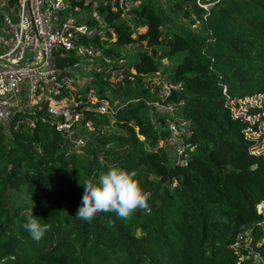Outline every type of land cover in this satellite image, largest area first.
Segmentation results:
<instances>
[{
  "label": "trees",
  "instance_id": "obj_1",
  "mask_svg": "<svg viewBox=\"0 0 264 264\" xmlns=\"http://www.w3.org/2000/svg\"><path fill=\"white\" fill-rule=\"evenodd\" d=\"M138 1L128 21L98 0L116 38L103 42L114 63L94 72L92 86L118 109L110 118L90 115L95 133L84 148L70 147L43 122V110L30 115L32 131L17 123L21 113L0 124V264H250L251 251L264 260V155L255 152L264 142V102L249 109L259 116L254 122L234 116L229 104L264 95V0H163L172 15L168 28L158 0ZM137 42L146 49L121 62L122 49ZM52 59L61 70L77 63L59 50ZM162 59L175 62L161 67ZM113 70L123 74L115 88L107 80ZM156 73L181 87L167 98L192 129L180 163L169 158L165 117L147 104L157 96L148 86ZM111 169L136 173L152 193L150 214L77 219L84 183L98 185ZM11 191L27 202L11 204ZM31 211L51 225L40 242L24 227Z\"/></svg>",
  "mask_w": 264,
  "mask_h": 264
},
{
  "label": "built area",
  "instance_id": "obj_2",
  "mask_svg": "<svg viewBox=\"0 0 264 264\" xmlns=\"http://www.w3.org/2000/svg\"><path fill=\"white\" fill-rule=\"evenodd\" d=\"M103 2L109 4L112 11L120 10L121 16L129 21L130 12L139 1ZM98 7V0H81V4L74 6L69 0H16L9 7L17 17L16 22H12L8 12L3 13L0 124L5 126L16 113H21L17 123L25 124L32 131L35 119L30 115L43 110L41 120L62 134L70 147L80 150L95 133L90 115L112 117L118 109V102L109 96L104 97L92 86L94 76H79L76 72L75 77L69 76L67 74L74 67L61 70L55 67L52 59L56 50L76 58H96L99 63L94 64V72H99L103 65L114 63V59L104 53L102 45L105 41L113 42L116 35ZM88 8L93 9L91 16L86 12ZM156 75L158 77L153 78L148 86L157 96L147 104L154 113L165 117L169 132L167 144L173 146L175 162L180 163L186 149H191L187 139L191 137L192 129L190 121L179 115L178 105L167 98L181 87L160 77L159 73ZM122 79L123 74L113 70L107 80ZM263 209L264 202H261L258 211Z\"/></svg>",
  "mask_w": 264,
  "mask_h": 264
},
{
  "label": "clouds",
  "instance_id": "obj_3",
  "mask_svg": "<svg viewBox=\"0 0 264 264\" xmlns=\"http://www.w3.org/2000/svg\"><path fill=\"white\" fill-rule=\"evenodd\" d=\"M135 172L111 169L99 177L98 185L86 181L83 185L82 206L76 218L91 223L101 212H115L122 219H130L137 211L150 214L149 201L152 193L141 188ZM24 225L36 242H40L50 231L49 223L41 224L32 211Z\"/></svg>",
  "mask_w": 264,
  "mask_h": 264
},
{
  "label": "rangeland",
  "instance_id": "obj_4",
  "mask_svg": "<svg viewBox=\"0 0 264 264\" xmlns=\"http://www.w3.org/2000/svg\"><path fill=\"white\" fill-rule=\"evenodd\" d=\"M7 1L8 0H0V14H3L5 12H8V14L10 15V18L12 20V22H16L17 17L14 13L13 10H10L7 7ZM160 8L162 10V12L164 14H167V16H165L164 21H165V28L170 27L172 24L171 20H172V15H169V9L168 6L166 4V2H164L163 0H158ZM201 4H203L202 6L209 8L210 4L209 3H203L201 2ZM93 9L92 8H88V10L86 11L87 14L89 16H91V11ZM3 18V17H2ZM177 23H180L182 25H186L188 24V21H183L182 19H178ZM198 25L197 23H195L194 25L189 24L190 29H193L194 26ZM143 30V28H138V31L141 32ZM3 32H4V25H3V19L0 20V39H2L1 36H3ZM136 35V34H135ZM134 35V36H135ZM115 40V39H114ZM146 49L144 44L141 42H137V43H133L131 45H127L122 49V57L120 60L121 62H125V64L129 63L130 61H134L137 56L139 51ZM4 48L0 47V52H3ZM158 54V53H157ZM77 63L76 66H74L72 72H69L67 75L69 76H73L74 73L76 72V74H78L79 76H94V71H93V67L94 64L97 65L99 63L98 59L96 58H79L77 57ZM175 62V60H171V59H162L161 61H159L160 66L161 67H167V66H171L173 63ZM103 63H100V65H102ZM75 77V76H73ZM152 77L151 74H148L145 76V79H148ZM155 78V77H153ZM152 78V79H153ZM119 81V80H117ZM117 81L116 80H111L112 82V87L115 88V86H117ZM78 86V84H77ZM264 102V95H254V96H249L244 98L243 100H238V99H232L229 101V104L231 106L232 112L234 114V116H246V119L251 120V122H254L255 120L258 119V115H248V111L250 108H254V107H261L262 103ZM258 133L259 134H264V119L258 124ZM255 138H257V135H255ZM67 143L69 144V142L67 141ZM159 144H161V141L159 142ZM169 145V144H168ZM170 147H166L168 152H169V158L173 161L176 160V155L173 151V146L169 145ZM255 152L257 153H262L264 155V142L260 145L259 148L255 149ZM10 203L11 204H18L21 205L23 203L27 202L26 196L23 193H18V192H10ZM247 259L250 261V264H264V260H261V257L259 255L256 254V252L251 251V254L246 256Z\"/></svg>",
  "mask_w": 264,
  "mask_h": 264
},
{
  "label": "water",
  "instance_id": "obj_5",
  "mask_svg": "<svg viewBox=\"0 0 264 264\" xmlns=\"http://www.w3.org/2000/svg\"><path fill=\"white\" fill-rule=\"evenodd\" d=\"M128 18H129V16H128ZM151 55H152V57L154 59H156V57H157V50L155 48H152L151 49ZM164 181H165V178H161V182L164 183Z\"/></svg>",
  "mask_w": 264,
  "mask_h": 264
}]
</instances>
